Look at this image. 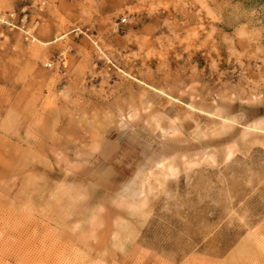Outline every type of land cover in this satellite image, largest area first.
<instances>
[{
  "label": "rangeland",
  "instance_id": "rangeland-1",
  "mask_svg": "<svg viewBox=\"0 0 264 264\" xmlns=\"http://www.w3.org/2000/svg\"><path fill=\"white\" fill-rule=\"evenodd\" d=\"M0 264H264V0H0Z\"/></svg>",
  "mask_w": 264,
  "mask_h": 264
}]
</instances>
